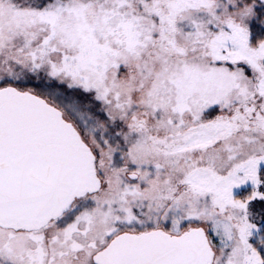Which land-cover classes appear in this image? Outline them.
Listing matches in <instances>:
<instances>
[{
	"label": "snow or ice",
	"instance_id": "obj_1",
	"mask_svg": "<svg viewBox=\"0 0 264 264\" xmlns=\"http://www.w3.org/2000/svg\"><path fill=\"white\" fill-rule=\"evenodd\" d=\"M0 264H264V0H0Z\"/></svg>",
	"mask_w": 264,
	"mask_h": 264
}]
</instances>
